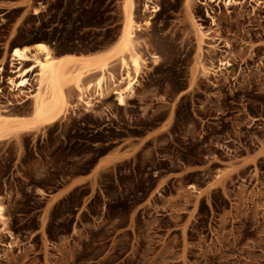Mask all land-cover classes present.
<instances>
[{
	"label": "rangeland",
	"instance_id": "374dc122",
	"mask_svg": "<svg viewBox=\"0 0 264 264\" xmlns=\"http://www.w3.org/2000/svg\"><path fill=\"white\" fill-rule=\"evenodd\" d=\"M9 1L0 63L36 42L95 53L122 26V0ZM151 2L135 0L151 18L125 106L75 92L61 119L32 122L15 68L0 72V114L31 123L0 139V264H264V0Z\"/></svg>",
	"mask_w": 264,
	"mask_h": 264
},
{
	"label": "bare ground",
	"instance_id": "6f19581e",
	"mask_svg": "<svg viewBox=\"0 0 264 264\" xmlns=\"http://www.w3.org/2000/svg\"><path fill=\"white\" fill-rule=\"evenodd\" d=\"M149 3H152L151 0H144V9L157 12L156 5L150 6ZM122 12L119 36L110 46L95 53L88 55L66 53L58 56L55 55L54 48L45 42H36L20 48L13 47L10 50L5 61L0 63V72L7 63L15 68L10 72L17 75L7 78L6 82L10 86V92L15 96L23 97V102L30 100L32 122L37 120L50 124L61 119L70 108L75 107L73 101L70 102V96L75 98V92L76 98L85 109L92 107L93 101L100 102L109 94L115 96L113 100L116 105H126L127 98L134 94L141 68L145 64V59L138 49L137 31L142 25H147L151 17L142 24L135 20V0H122ZM196 31L199 37L198 47L201 49L206 34L201 31L199 25H196ZM151 59L156 63L158 56L151 54ZM26 62L33 64L23 68ZM199 66L203 73L217 71L202 62ZM217 68L221 70L220 67ZM30 79L36 83V91L33 94H30L32 85ZM9 118L12 117L0 114V139L31 126V123L29 127L26 126L25 119L21 121L15 117ZM3 213L4 207L0 200V221L4 219Z\"/></svg>",
	"mask_w": 264,
	"mask_h": 264
},
{
	"label": "crops",
	"instance_id": "0c3cea01",
	"mask_svg": "<svg viewBox=\"0 0 264 264\" xmlns=\"http://www.w3.org/2000/svg\"><path fill=\"white\" fill-rule=\"evenodd\" d=\"M26 0H10V8L24 6Z\"/></svg>",
	"mask_w": 264,
	"mask_h": 264
}]
</instances>
